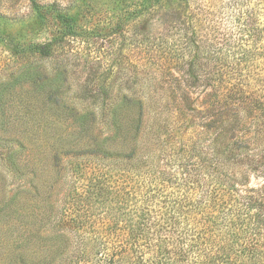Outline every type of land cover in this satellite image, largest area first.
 Here are the masks:
<instances>
[{"label":"rangeland","instance_id":"rangeland-1","mask_svg":"<svg viewBox=\"0 0 264 264\" xmlns=\"http://www.w3.org/2000/svg\"><path fill=\"white\" fill-rule=\"evenodd\" d=\"M97 180L156 226L220 201L227 230L238 194L264 207V0H0V264L125 238L73 221ZM257 232L238 236L264 252Z\"/></svg>","mask_w":264,"mask_h":264},{"label":"trees","instance_id":"trees-1","mask_svg":"<svg viewBox=\"0 0 264 264\" xmlns=\"http://www.w3.org/2000/svg\"><path fill=\"white\" fill-rule=\"evenodd\" d=\"M190 43V40L183 41L182 46L185 45L187 48ZM192 67V61H188L189 73L194 75ZM193 78L196 79V75ZM244 143L237 140L236 148L244 150L245 146H242ZM74 155L81 158L106 159L96 151ZM133 156L134 153L131 152L127 154L126 159H132ZM217 164L215 163L216 166ZM111 184V180L110 182L97 180L84 195L77 197L82 206L79 207L80 213L73 221L80 227L98 226L99 229L106 226L111 229L110 233L117 231L115 238L123 230L124 224L126 230L128 229L126 237L118 238L108 246H102L101 250L95 253L93 249L87 252L76 246L75 250L81 254L77 260L72 258L69 260L65 256V253H68L65 242L54 252L51 260H45L44 264H66V262L68 264H237L242 256L247 258L249 256L250 259L256 257L258 258L256 261L262 260L261 257L264 259V252H259L258 249L259 238H249L243 243V236H238L239 231L243 230L245 234L250 229L254 232L253 235H259L257 229L264 226V207L255 196L237 195L238 198L236 197L233 206L237 210L240 222L237 224L229 222L227 230H223L221 226L224 218L220 216L222 211L220 208L223 207L224 202L220 201L214 204L217 214L211 212L213 205H210V210L199 213V218L197 214L193 216L192 211L171 207L172 209L165 213V219L167 217L172 224L156 226L150 215L153 212L148 207L126 206L124 202H127L129 193L114 191ZM210 198L214 203L213 195H210ZM181 199L180 201L183 202L185 197ZM174 202L175 200L172 203ZM250 211L253 213L251 214ZM247 219L251 221L249 225L252 228H249L248 224H243ZM141 240L142 242H139ZM70 252L74 253L72 249ZM261 264H264V260Z\"/></svg>","mask_w":264,"mask_h":264}]
</instances>
